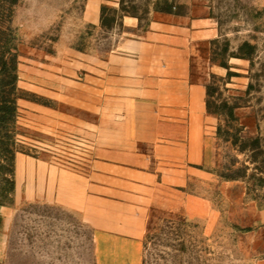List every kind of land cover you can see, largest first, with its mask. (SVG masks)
Returning a JSON list of instances; mask_svg holds the SVG:
<instances>
[{"label": "rangeland", "instance_id": "rangeland-1", "mask_svg": "<svg viewBox=\"0 0 264 264\" xmlns=\"http://www.w3.org/2000/svg\"><path fill=\"white\" fill-rule=\"evenodd\" d=\"M165 10L211 17L220 30L192 57L193 78L209 86L217 125L202 166L211 179L192 180L189 190L212 205L214 216L151 211L143 264H264V0H0V27L12 28L18 51L11 149L14 156L87 171L92 112L76 104L91 103L92 92L76 83H91L93 58L115 49L125 17L144 31L166 18ZM71 119L84 123V135L62 128ZM6 208L2 264H96L93 232L80 214L43 202Z\"/></svg>", "mask_w": 264, "mask_h": 264}, {"label": "crops", "instance_id": "crops-1", "mask_svg": "<svg viewBox=\"0 0 264 264\" xmlns=\"http://www.w3.org/2000/svg\"><path fill=\"white\" fill-rule=\"evenodd\" d=\"M166 15L144 31L125 17L115 49L103 60L93 58L91 83H76L77 90L92 92L91 103L76 104L92 112L87 171L25 154L15 158V203L43 202L80 214L93 232L96 264H143L153 210L214 216L212 205L189 190L190 181L211 179L202 166L217 125L205 82L193 78L192 57L220 30L211 17ZM83 124L71 119L62 128L84 135ZM0 216L7 226L8 208L0 206ZM5 240L0 229V264Z\"/></svg>", "mask_w": 264, "mask_h": 264}, {"label": "trees", "instance_id": "trees-1", "mask_svg": "<svg viewBox=\"0 0 264 264\" xmlns=\"http://www.w3.org/2000/svg\"><path fill=\"white\" fill-rule=\"evenodd\" d=\"M173 14L172 10H165ZM105 8H101V23L105 24ZM14 31L10 27H0V184L4 185L0 193V206L6 207L14 203L15 195V158L11 146L16 143L18 118V51L15 43ZM222 67L230 70L228 64ZM207 94L210 96L209 86ZM207 110L213 112L207 101ZM9 155V156H8ZM1 229V226H0Z\"/></svg>", "mask_w": 264, "mask_h": 264}]
</instances>
